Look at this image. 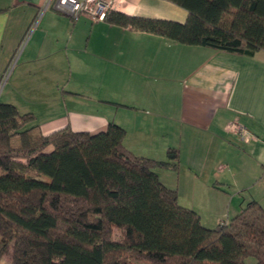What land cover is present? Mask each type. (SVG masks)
<instances>
[{
    "label": "crops",
    "instance_id": "obj_1",
    "mask_svg": "<svg viewBox=\"0 0 264 264\" xmlns=\"http://www.w3.org/2000/svg\"><path fill=\"white\" fill-rule=\"evenodd\" d=\"M114 10L187 17L169 0H116ZM14 59L0 100L32 113L35 132L96 133L114 122L134 155L166 159L178 149L177 169L156 172L205 226L251 201L264 207V50L247 56L183 44L72 16L55 0H0V83ZM235 118L254 139L225 130ZM203 201L208 219L197 207Z\"/></svg>",
    "mask_w": 264,
    "mask_h": 264
},
{
    "label": "trees",
    "instance_id": "obj_2",
    "mask_svg": "<svg viewBox=\"0 0 264 264\" xmlns=\"http://www.w3.org/2000/svg\"><path fill=\"white\" fill-rule=\"evenodd\" d=\"M184 22L111 9L105 21L179 43L252 56L264 50V0H169ZM32 113L0 101V259L9 264H264V207L251 201L213 227L178 203L156 169L166 159L131 153L125 130L35 132ZM14 137L23 144L11 145ZM114 229L120 237L113 238ZM253 261L247 263V259Z\"/></svg>",
    "mask_w": 264,
    "mask_h": 264
},
{
    "label": "built area",
    "instance_id": "obj_3",
    "mask_svg": "<svg viewBox=\"0 0 264 264\" xmlns=\"http://www.w3.org/2000/svg\"><path fill=\"white\" fill-rule=\"evenodd\" d=\"M115 2L116 0H55V7L72 16L83 14L93 21H102L108 10L115 8ZM224 128L244 141L255 138L236 118L228 121Z\"/></svg>",
    "mask_w": 264,
    "mask_h": 264
},
{
    "label": "rangeland",
    "instance_id": "obj_4",
    "mask_svg": "<svg viewBox=\"0 0 264 264\" xmlns=\"http://www.w3.org/2000/svg\"><path fill=\"white\" fill-rule=\"evenodd\" d=\"M14 62H15V59L11 62V64H10L8 70H7L6 73L4 74L3 79H2V81H1V83H0V99H1V90L3 89L2 87H3V85H4V82H5L6 79H7L8 75H9L10 72H11V68L13 67ZM81 81H82V87H83L82 89H83L84 91H86L87 88H90L89 85H86L87 83H86V80H85V79H82ZM85 83H86V84H85ZM84 84H85V85H84ZM85 87H86V88H85ZM92 89H98V88H92ZM99 90H100V89H99ZM0 101H1V100H0ZM21 144H23V140H22V138L14 137L13 139H11V145H13V146H19V145H21ZM180 191L182 192V188H180ZM177 198H178V196H177ZM200 205H201V206H200ZM197 207H198L199 211H202V213H203L202 219H208L207 217H208L210 214H207L206 211H205V210H207V208H208L206 202L203 201V202L200 203ZM204 209H205V210H204ZM208 211L210 212L209 209H208ZM199 216H200V215H199ZM200 219H201V216H200ZM214 223H215V224H214ZM216 223H217V222H215V220L212 219V222H210V224H207V225H209L210 227H213V226L216 225ZM212 225H213V226H212ZM209 226H208V227H209ZM119 237H120L119 230L114 229L113 238H114V239H118ZM127 259H128V263H129V264H151V263H149L148 261L141 260V259H132V258L129 257V256L127 257ZM252 261H253L252 258H248V259H247V263H250V262H252ZM9 262H10V257H9V255H4V256L0 259V264H9Z\"/></svg>",
    "mask_w": 264,
    "mask_h": 264
}]
</instances>
